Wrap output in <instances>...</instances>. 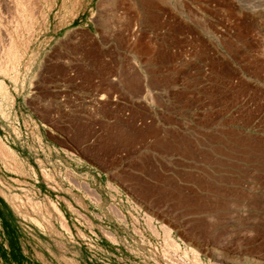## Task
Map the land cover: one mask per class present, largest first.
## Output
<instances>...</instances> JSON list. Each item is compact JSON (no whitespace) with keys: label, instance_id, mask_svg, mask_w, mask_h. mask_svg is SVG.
I'll return each instance as SVG.
<instances>
[{"label":"rangeland","instance_id":"1","mask_svg":"<svg viewBox=\"0 0 264 264\" xmlns=\"http://www.w3.org/2000/svg\"><path fill=\"white\" fill-rule=\"evenodd\" d=\"M36 3L0 10V264H264V0Z\"/></svg>","mask_w":264,"mask_h":264},{"label":"bare ground","instance_id":"2","mask_svg":"<svg viewBox=\"0 0 264 264\" xmlns=\"http://www.w3.org/2000/svg\"><path fill=\"white\" fill-rule=\"evenodd\" d=\"M37 2H39V0H37ZM36 0H0V10L3 12V14L7 15V17L9 18V21L11 23H13L12 21L16 22L15 24L18 23L19 20H22L23 21H27L28 18H32L34 15H36ZM56 6L55 4H53V6H49V10L48 11H51L52 8ZM13 8H15L16 11L12 10ZM15 13H14V12ZM21 17V18H20ZM46 19L49 18L48 15L45 16ZM29 22V21H28ZM14 24V23H13ZM27 25V24H26ZM18 26V25H17ZM3 24H0V69H5V64L4 61H2L3 59V55L5 56L6 53H8L10 50H12L13 48V41H12V36L10 35V33L5 30L3 28ZM24 27V26H23ZM33 27V25H32ZM11 28V27H10ZM15 28V27H14ZM14 51V50H12ZM11 51V52H12ZM16 53V52H15ZM13 54V53H12ZM16 55V54H15ZM6 57V56H5ZM8 58V57H7ZM11 58V57H10ZM14 59V58H13ZM7 61V60H6ZM5 61V62H6ZM11 62V61H10ZM8 63V62H7ZM9 69V68H8ZM7 69V71H8ZM10 71V70H9ZM1 72V71H0ZM5 87L3 85V82L0 81V93L2 92H5ZM10 154V153H9ZM8 154V155H9ZM4 155V153H3ZM86 186V185H85ZM83 189V188H82ZM84 190L90 194V195H93V192L90 191V189L87 187V188H84ZM97 196V195H96ZM95 198V197H94ZM99 198V197H98ZM169 229V228H168ZM167 234H168V231H167ZM166 234V235H167ZM170 235V234H169ZM168 236V235H167ZM170 237V236H169ZM167 245H168V249H172L175 250V251H179L180 250V247L178 246V244H175L173 241L174 240H170L169 238H167ZM166 241V240H165ZM191 250V249H190ZM189 250V251H190ZM193 252V259H192V262L194 264H203L202 261L200 260V257L199 255L196 253V251L194 250H191ZM169 253V252H168ZM185 253V252H184ZM186 253H188L186 251ZM168 255V254H167ZM166 255V256H167ZM169 256V255H168ZM186 256V255H185ZM170 257V256H169ZM173 258V257H172ZM177 260V258H175ZM181 260V259H180ZM174 262V261H173ZM176 264H182L178 261H175Z\"/></svg>","mask_w":264,"mask_h":264},{"label":"crops","instance_id":"3","mask_svg":"<svg viewBox=\"0 0 264 264\" xmlns=\"http://www.w3.org/2000/svg\"><path fill=\"white\" fill-rule=\"evenodd\" d=\"M3 153H5L3 155ZM11 153L7 148H6V145L4 144L3 140L0 138V154L5 158H7ZM9 154V155H8Z\"/></svg>","mask_w":264,"mask_h":264}]
</instances>
